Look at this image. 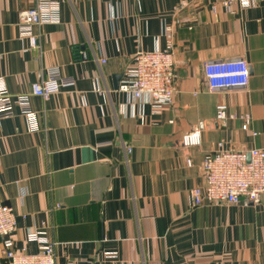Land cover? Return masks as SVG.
Returning a JSON list of instances; mask_svg holds the SVG:
<instances>
[{
    "label": "crops",
    "instance_id": "0c3cea01",
    "mask_svg": "<svg viewBox=\"0 0 264 264\" xmlns=\"http://www.w3.org/2000/svg\"><path fill=\"white\" fill-rule=\"evenodd\" d=\"M223 1L59 0L58 22L33 26L31 48L17 21L35 0H0V77L12 99L11 115L0 118V204L13 208L14 250L37 252L28 238L37 231L55 243L56 264H264V193L257 204L188 198L218 142L264 147V2ZM166 27L172 101L158 114L143 102L124 113L114 76L137 52L164 48ZM229 59L247 62L248 82L211 90L204 64ZM51 67L72 84L48 99L31 94ZM22 94L37 128L16 103ZM218 104L249 113V129L238 117L216 121ZM193 128L200 145L182 147ZM0 264H8L1 237Z\"/></svg>",
    "mask_w": 264,
    "mask_h": 264
},
{
    "label": "built area",
    "instance_id": "2783aa9c",
    "mask_svg": "<svg viewBox=\"0 0 264 264\" xmlns=\"http://www.w3.org/2000/svg\"><path fill=\"white\" fill-rule=\"evenodd\" d=\"M233 1H238L245 8L254 5L257 1L264 2V0H224L222 4L229 7ZM59 8V0H35L32 7L19 12L17 21L19 34L28 39L31 48L37 46V35L33 33L32 27L57 23ZM110 10V19L116 18L111 4ZM164 32L168 39L164 48L155 47L152 50L137 52L122 73L118 91L125 95V101L122 103L124 113L130 108L133 114L135 103L143 102L149 104L152 114H158L172 101L175 91V59L171 49V29L166 27ZM204 73L211 90L243 86L249 79V67L243 59L207 62L204 64ZM70 84H72L70 77L61 75L58 67H51L47 69L45 78L30 84V93L48 99L61 87ZM16 103L29 126L37 128V113L30 107L27 95H18ZM11 113L12 99L3 77H0V118L7 117ZM237 117L242 121L241 129L248 130L251 121L249 113L237 116L229 113L225 104L216 106V121L224 122ZM200 143L199 128L185 132L179 141L184 148L198 146ZM190 162L191 160L187 158L186 163L189 165ZM201 168L203 184L192 187L188 192V198L193 206L200 205L203 199L225 203H237L241 199L251 200L253 204L260 202L261 195L264 193V147L255 146L246 150H236L225 147L220 141L217 143L216 150L203 155ZM15 226L13 208L0 204L2 253L8 264H56L55 243L37 231L28 233L30 240L39 243L37 252L28 253L25 248L14 250L12 233ZM104 256L114 257L116 254L105 253Z\"/></svg>",
    "mask_w": 264,
    "mask_h": 264
},
{
    "label": "water",
    "instance_id": "95a60500",
    "mask_svg": "<svg viewBox=\"0 0 264 264\" xmlns=\"http://www.w3.org/2000/svg\"><path fill=\"white\" fill-rule=\"evenodd\" d=\"M79 51H82L80 57L85 59L87 56H89V53H87L85 51V46L84 45H80L76 48V52H79ZM85 51V52H84ZM122 78V74H117L114 76V80H113V86L115 87L116 90H118V87H119V82H120V79ZM250 203H252L251 200H249Z\"/></svg>",
    "mask_w": 264,
    "mask_h": 264
}]
</instances>
